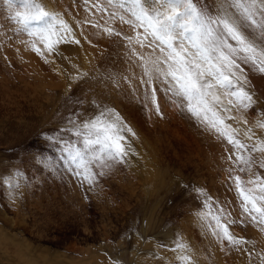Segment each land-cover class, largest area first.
I'll list each match as a JSON object with an SVG mask.
<instances>
[{
  "label": "rangeland",
  "instance_id": "1",
  "mask_svg": "<svg viewBox=\"0 0 264 264\" xmlns=\"http://www.w3.org/2000/svg\"><path fill=\"white\" fill-rule=\"evenodd\" d=\"M220 2L200 0L212 14ZM42 3L72 29L54 52L38 44L43 56L0 0V178L15 177L19 184L0 183V264H179L177 242L196 264H262L264 229L243 212L230 177H264V153H251L252 172H240L243 165L234 163V145L226 137L188 113L185 102L166 93L155 77L142 83L148 77L131 49L145 58L162 54L155 43L138 47L136 32L143 29L114 17L118 9L107 0ZM119 15L131 19L123 9ZM73 38L80 41L76 52L61 49ZM242 67L251 108L217 89L222 103L215 110L238 130L235 138L251 147L264 140L258 126L264 123V93L249 67ZM153 87L159 113L151 103ZM106 109L118 112L135 136L128 134L131 150L124 162L95 166L90 184L73 174L49 137L75 139L64 131L70 121L79 124ZM249 129L251 139L245 136ZM212 216L250 243L233 247L218 239Z\"/></svg>",
  "mask_w": 264,
  "mask_h": 264
},
{
  "label": "snow or ice",
  "instance_id": "2",
  "mask_svg": "<svg viewBox=\"0 0 264 264\" xmlns=\"http://www.w3.org/2000/svg\"><path fill=\"white\" fill-rule=\"evenodd\" d=\"M118 11L113 16L121 22L129 23L134 28L143 29L136 32L135 44L140 47H152L155 43L162 57L145 58L133 47L131 52L138 56L144 76L152 83L153 77L165 85V92L171 93L185 102L187 112L201 120L227 138L234 145L235 161L242 173L252 172L254 163L251 153H264V140L251 147L236 139L237 129L225 124V118L215 110L221 104L217 89H223L235 98L243 108H251L254 103L250 92L242 84L248 85V77L244 75V67L264 75V0H221L216 14L201 6L200 0H107ZM12 12L11 20L19 25V30L33 37L32 47L41 56L44 50L54 52L56 45L71 34L72 29L58 12L47 10L42 0H5ZM19 5V7H16ZM123 9L131 15L125 21L119 15ZM103 10V9H101ZM108 35L119 36L112 28H105ZM132 44L133 37H124ZM259 41V43H257ZM79 44V40L73 38ZM43 45V49L38 47ZM156 49H154L155 51ZM47 62V61H46ZM83 75H87L84 73ZM79 78V77H77ZM156 88L151 90V103L159 113L160 106L156 97ZM148 95H145V100ZM233 100H228L232 105ZM230 109L225 107L224 111ZM228 119H234L228 117ZM71 128L64 131L72 137L65 140L62 136L49 137L61 148L64 159L71 166L70 170L82 176L90 184L97 175L95 166L108 167L109 162L123 163L131 150L128 134L135 132L114 109L100 111L94 117L79 124L70 121ZM247 123V121H245ZM259 127L264 123L258 122ZM248 139L252 137L248 134ZM247 152L248 155L243 153ZM231 160L232 157L229 156ZM264 168V161L260 163ZM232 172V169H229ZM103 175V172L99 173ZM237 194L241 199L243 212L251 218V222L264 229V177L256 174L247 181L240 175L231 176ZM0 183H8L19 187L15 177L0 178ZM254 185V187H247ZM222 211V210H221ZM209 214L201 213L202 220ZM214 221L213 235L221 241L226 240L230 246L236 247L250 243L243 237H236L228 224L221 223L220 216H212ZM229 223H235L230 221ZM243 223V222H242ZM212 227V224H209ZM175 250L180 251L179 264H196L183 242H177ZM264 264V256L261 257Z\"/></svg>",
  "mask_w": 264,
  "mask_h": 264
},
{
  "label": "bare ground",
  "instance_id": "3",
  "mask_svg": "<svg viewBox=\"0 0 264 264\" xmlns=\"http://www.w3.org/2000/svg\"><path fill=\"white\" fill-rule=\"evenodd\" d=\"M72 44H69L68 46H61V49H64V51H71V52H76V50L78 49L76 43L71 42ZM65 54V53H64ZM247 70V69H245ZM249 70V69H248ZM249 77H251V80L256 83L258 86H260V88L262 89L263 93H264V75H261L257 72H253L251 70H249Z\"/></svg>",
  "mask_w": 264,
  "mask_h": 264
}]
</instances>
